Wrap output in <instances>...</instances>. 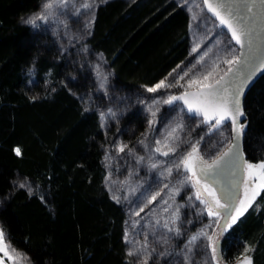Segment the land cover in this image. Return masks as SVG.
<instances>
[{
  "label": "trees",
  "instance_id": "obj_1",
  "mask_svg": "<svg viewBox=\"0 0 264 264\" xmlns=\"http://www.w3.org/2000/svg\"><path fill=\"white\" fill-rule=\"evenodd\" d=\"M41 2L0 0V226L30 264H134L126 208L105 184L114 130H104L97 110L103 89L51 32L22 22ZM84 43L102 55L111 92L134 102L190 57V14L177 0H101ZM133 105L119 115L124 132L145 127ZM244 111L243 151L259 161L264 74L247 92ZM18 175L32 190L13 184ZM257 202L222 239L227 261L247 246L251 263L264 264V190Z\"/></svg>",
  "mask_w": 264,
  "mask_h": 264
},
{
  "label": "rangeland",
  "instance_id": "obj_2",
  "mask_svg": "<svg viewBox=\"0 0 264 264\" xmlns=\"http://www.w3.org/2000/svg\"><path fill=\"white\" fill-rule=\"evenodd\" d=\"M100 1L42 0L39 8L24 17V20L36 19L39 15H46V20L36 19V25L33 27L44 28L51 32L57 45L61 50H67L70 58L74 61L87 63L92 70L96 84L103 89L101 90L102 100L101 102L99 101L97 109L100 118L101 114L109 112L114 114L112 117L106 116L105 119H101L102 127L105 131L109 132L112 128L114 130L109 132L111 140H109L105 148L104 163L107 170L105 184L111 195L122 203L127 211L125 224V234H127V242L125 241L126 250L127 253H136V255H128L134 264H143L145 259H147V264H242L245 256L250 257V251L246 253L244 250L242 254L236 255L231 261H227L223 256L225 253L224 246L220 243L217 259L213 260L206 238L198 240L189 250V238L199 233L201 229H205L207 225L211 224V227L207 228L208 234L216 233L214 239L221 241L232 227L224 235H220V227L211 222L206 212L200 214L204 206L200 205L194 197L191 200L189 199L195 191L190 185L182 188L174 199L169 198L168 189L161 191L165 184H168L170 188L177 187L180 181L184 179L176 171H173L172 175L168 177L161 175L163 168L172 167L175 163H178L183 154L190 149L191 144L199 140L200 136L206 131L204 127L198 126L197 120L185 118V111L178 101H175L171 106L163 104V101L169 96L189 89L187 86L188 80L194 77L200 79L208 71H212V64L217 56L221 59H231L232 55L237 56V47L228 35V37L222 34L218 35L221 30L216 27L215 20L206 13L202 0H177L190 14V57L187 61L180 64L175 71H172L171 75L166 76L162 80L165 81L166 85L179 84L184 86L164 87L157 89L156 92H148L147 89L150 87H145L144 91L137 95L134 102L122 99L113 94L107 87L109 81L102 55L100 53H90L84 43L90 29V18L93 8ZM44 3H51L54 6L45 10L43 8ZM59 3H63L64 6H58ZM85 5L90 6L85 7ZM226 41L231 42L230 54L223 51ZM197 45L200 48L197 53H194L192 50ZM232 49L235 51L233 52ZM206 52L208 56L204 57L200 64H197V61ZM194 65L196 67H193ZM227 68L228 65L220 63L215 70L213 78H218ZM185 73H188V75L185 76ZM181 77H184V79H180ZM159 82L151 87H154ZM194 87L196 86L194 85L192 88ZM154 101L159 103H154ZM132 104L138 106L142 114H144L145 127L143 130L137 131L132 126H125L126 133L122 127L119 128L118 118L120 113L126 108H131ZM148 107H151L152 111H158V117L168 113L170 108L175 110L170 112L167 120L160 121L158 117L155 118L158 120L155 130H149L148 120L154 118L151 117ZM181 122L184 123L185 128L179 133V136L182 141H187L188 143L180 144L177 152L171 153L167 157L158 153L154 154L151 149L156 147L155 141L158 139L162 141L160 145L161 151H167V147L163 145V135L170 130V127ZM230 128L231 124L229 123L222 136H214L201 144L200 154L206 160L210 162L228 145L227 143L217 144V141L228 137ZM125 133L128 138H123ZM136 135H138V138H136ZM141 140L148 145L147 148L140 143ZM120 145L127 146L123 152L118 151ZM169 146L175 147L176 144ZM129 150H131V154H129ZM138 157H144V160L139 164L137 163ZM262 161L264 159L259 161L246 160L245 162L258 164ZM152 162L160 163L162 166L157 169H150L148 165ZM13 184L19 187L23 184L25 185L24 188L28 190L33 188L29 180L20 175L14 179ZM157 192H160V196L152 204L145 207L147 201ZM243 196L244 184L242 181L237 204ZM257 197L249 209L257 207ZM164 201H168V204L166 205ZM177 205H182L180 208V219L176 224V227L180 229V235L178 236L175 233H169L162 227L166 221L170 222L171 214L175 211ZM166 207L168 211L164 210ZM141 208L144 209L143 212H140ZM137 212H140L139 216L135 215ZM157 222H159L160 226L157 225ZM0 232L3 233L0 246L5 248L4 251H0V264H30L26 255L9 243L1 226ZM145 243L147 244L146 249L143 247ZM246 248L249 249L247 246Z\"/></svg>",
  "mask_w": 264,
  "mask_h": 264
},
{
  "label": "snow or ice",
  "instance_id": "obj_3",
  "mask_svg": "<svg viewBox=\"0 0 264 264\" xmlns=\"http://www.w3.org/2000/svg\"><path fill=\"white\" fill-rule=\"evenodd\" d=\"M53 6L51 3H44L43 8L47 10ZM58 6L62 7L64 5L63 3H59ZM89 6L85 5V7ZM204 6L219 22L216 25L221 30L218 35L222 34L227 37V33H231V40L235 41L237 45H240V54L239 56L232 55L231 59H221L217 56L213 61L212 71H208L200 79L194 77L187 81L188 88H192L194 85L196 86L195 91L186 90L181 95L169 96L163 101V104L170 106L175 101H183V105L187 110L185 112V118L188 120H197L198 126L204 127L206 131L200 136L199 140L191 144L190 149L183 154L178 163H175L172 167L163 168L161 175L168 177L172 175L173 171H176L184 179L180 181L177 187L170 188L168 184H165L161 191L168 189L169 198L174 199L182 188L190 185L195 191L189 199L191 200L194 197L200 205L204 206L200 214L206 212L211 222L220 227L221 231L219 234L224 235L253 205L260 191L264 190V161L258 164L243 161L241 138L247 125L240 123L241 117L244 116L241 102L244 92L253 84L256 72L264 71V53H261L258 49L254 39L258 29L264 30V0H259V4L255 0L251 3L247 2V0H243L241 3H227L226 0H216L215 3H212L209 0H204ZM36 19L46 20L47 16L39 15ZM36 19H29L22 22L35 26ZM225 28L227 30L226 32L224 31ZM225 45L223 51L230 54L231 42L226 41ZM199 48L200 46L197 45L192 51L197 53ZM232 51L234 52L235 50L232 49ZM206 56H208L207 52L197 61V64H200ZM220 63L228 65V68L219 79H214L215 70ZM193 67H196V65ZM187 75L188 73H185V76ZM180 79H184V77ZM174 86L183 87L184 85H166L165 81L162 80L154 87L148 88L147 91L156 92L157 89ZM154 103L159 102L154 101ZM174 110V108H170L168 113L158 117V111H152L151 107H148L151 117L154 118L148 120L149 130H155V125L158 120H167L170 112ZM113 115L111 112L101 114V119H105L106 116L112 117ZM157 117L158 120L155 119ZM229 122L231 124L230 135L224 140L217 141V144L227 143L228 147L225 151H220L209 162L200 154V146L214 136H222L223 132L228 128ZM184 128L185 125L181 122L170 127V130L163 135V145L167 147V151H161L160 145L162 141L159 139L155 141L156 147L151 149V151L154 154L158 153L165 157L171 153H176L180 144L188 143L187 141H182L179 136V133ZM140 143L146 148L148 147L143 140ZM171 144H176V146H169ZM126 147V145H120L118 151L123 152ZM129 154H131V150H129ZM17 155H19L18 149ZM143 160L144 157H138L137 163L139 164ZM161 166L157 162H152L148 165L150 169H157ZM226 173L236 181L243 175L244 196L239 200L238 204L235 203V196L231 191L235 185H229L227 190L221 188L219 196L217 195V188L213 186L220 183V178ZM20 187L23 188L25 185L22 184ZM158 196H160V192L152 195L145 207L152 204ZM221 200L226 202L222 203ZM164 203L167 205L168 201H164ZM181 207L182 205H177L175 211L171 214L170 222L166 221L162 225L169 233H175L177 236L180 235V229L176 227V224L180 219ZM164 210L168 211V208L166 207ZM143 211L144 209L141 208L140 212ZM140 212L135 213V215L139 216ZM157 225L160 226L159 222H157ZM209 227H211V224L189 238V250H191V246L196 244L198 240L206 238L208 241L207 246L212 252V259L216 260L219 241L214 239L216 233L212 235L208 234L207 228ZM2 238L3 233L0 232V241H2ZM125 241L127 242V234H125ZM143 247L146 249L147 244L145 243ZM4 250L5 248L0 246V251ZM248 251L250 249L246 248L245 252L247 253ZM128 254L130 256L136 255L134 252H129ZM143 264H147V259L144 260ZM242 264H251V258L245 256Z\"/></svg>",
  "mask_w": 264,
  "mask_h": 264
},
{
  "label": "water",
  "instance_id": "obj_4",
  "mask_svg": "<svg viewBox=\"0 0 264 264\" xmlns=\"http://www.w3.org/2000/svg\"><path fill=\"white\" fill-rule=\"evenodd\" d=\"M202 2H203V6H204V0H202ZM209 2L215 3L216 0H209ZM226 2H227V3H241V2H243V0H226ZM247 2L251 3V2H253V0H247ZM255 2H256L257 4H259V0H255ZM204 9H205L206 13H207V14H208L213 20H215L216 24L218 25L219 22L216 20L215 16H213L212 13H209V12L207 11V9H206L205 6H204ZM224 31H225V32L227 31L226 28L224 29ZM227 35H228L229 38L231 39V33H227ZM254 39H255V43H256L258 49L261 51V53H264V30H260V29H258L257 35L254 37ZM231 41H232V40H231ZM232 42H233V44L237 47V49H238L237 56H239V54H240V45H237V44L235 43V41H232ZM226 70H227V69H226ZM226 70H225V71H226ZM225 71H224V72H225ZM254 71H255V69H254ZM224 72H223V73H224ZM223 73H222L221 75H223ZM263 74H264V71H257V72H256V76H255V79H254L253 84H254V83L258 80V78H260L261 75H263ZM221 75H220V76H221ZM220 76H219V77H220ZM219 77L216 78V79H219ZM253 84H252V85H253ZM252 85H251L249 88H247V89L245 90L244 95H243V97H242V101H241V102H242V108H243V111H244V100H245V96H246L247 92L249 91V89L252 87ZM186 90H187V91H195V90H196V87H194V88H189V89H186ZM186 90L181 91V92L177 93L176 95H181V94H183ZM178 102L181 104L183 110L186 112L187 110H186V107L183 105V101H178ZM201 118H202V117H201ZM245 120H246V114H245V111H244V116L241 117V119H240V123H241V124H244V123H245ZM229 123H230V122H229ZM242 140H243V136H242V138H241V148H242V150H243ZM227 147H228V145H227L222 151H225V150L227 149ZM215 157H216V156H215ZM215 157H214V158H215ZM214 158H213V159H214ZM246 160H247V159H246V155H245V153H244V151H243V161H246ZM242 179H243V175H241L240 178H239V180L236 181V180H234L232 177H230V176L226 173L223 177L220 178V183L215 184V185H213V186L217 188V194H218V196H219V195H220V189H221V188L227 190L228 187H229V185H235L234 187H232L231 191H232V194L235 196V203H237V199H238V196H239V194H240V187H241ZM222 201H223V202H226V201H224V200H222ZM218 241H219V244H220V240H218ZM218 249H219V248H218Z\"/></svg>",
  "mask_w": 264,
  "mask_h": 264
},
{
  "label": "flooded vegetation",
  "instance_id": "obj_5",
  "mask_svg": "<svg viewBox=\"0 0 264 264\" xmlns=\"http://www.w3.org/2000/svg\"><path fill=\"white\" fill-rule=\"evenodd\" d=\"M211 161V160H210ZM242 181H243V179H242ZM241 184H242V182H241ZM218 195V194H217ZM238 200V199H237ZM221 202H223L222 200H221ZM224 203V202H223ZM220 243H221V240H220Z\"/></svg>",
  "mask_w": 264,
  "mask_h": 264
}]
</instances>
